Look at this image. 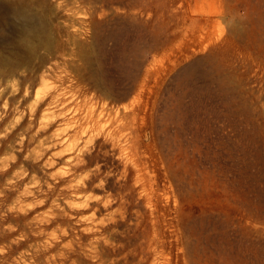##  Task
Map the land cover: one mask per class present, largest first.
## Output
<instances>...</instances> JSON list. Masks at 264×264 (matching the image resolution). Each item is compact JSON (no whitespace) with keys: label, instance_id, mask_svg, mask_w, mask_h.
<instances>
[{"label":"rangeland","instance_id":"rangeland-1","mask_svg":"<svg viewBox=\"0 0 264 264\" xmlns=\"http://www.w3.org/2000/svg\"><path fill=\"white\" fill-rule=\"evenodd\" d=\"M26 3L68 104L0 123V264H264V0Z\"/></svg>","mask_w":264,"mask_h":264},{"label":"bare ground","instance_id":"bare-ground-1","mask_svg":"<svg viewBox=\"0 0 264 264\" xmlns=\"http://www.w3.org/2000/svg\"><path fill=\"white\" fill-rule=\"evenodd\" d=\"M31 1L40 6L47 0ZM0 3L3 4V9L0 10V47L9 48L15 54L21 53L23 60L22 62L13 61L0 55V86L3 88L0 95L10 93V103L14 106L12 111H7L4 117L2 116L0 123L5 129L0 128L3 130L0 132L5 133L4 130H9L12 133H18L23 124L21 121L28 117L32 124L37 121L40 128H43L51 122L55 114L54 107L59 104H68L64 102L66 93L43 95L36 89L39 81L51 76V70L44 69L47 61L45 55L41 53V50L50 52L52 49V41L46 34L47 23L27 5L26 0H0ZM11 137L14 141L13 134ZM84 137L81 136L78 139L82 140ZM16 139L14 143L16 142L18 146H22L27 141L24 134L17 135ZM70 139L67 137L65 140L71 141ZM1 143L4 144V141L2 140ZM81 143L71 141L68 146L70 150H80Z\"/></svg>","mask_w":264,"mask_h":264}]
</instances>
